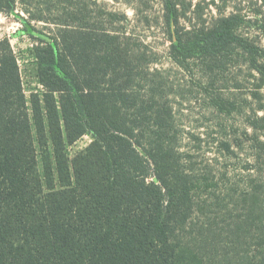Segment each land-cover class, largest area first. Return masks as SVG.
Returning <instances> with one entry per match:
<instances>
[{
	"label": "trees",
	"instance_id": "trees-1",
	"mask_svg": "<svg viewBox=\"0 0 264 264\" xmlns=\"http://www.w3.org/2000/svg\"><path fill=\"white\" fill-rule=\"evenodd\" d=\"M15 3L0 0V12ZM257 3L252 17L236 2L186 30L187 5L166 0L164 20L175 29L179 66L199 54L213 74L237 60L264 112V0ZM65 23L34 47L42 90L30 97L9 38H0V264H215L204 256L213 233L195 224L197 186L173 111L157 88L143 89L129 38ZM259 123L264 129L256 114L253 128ZM88 134L93 142L71 160L68 146Z\"/></svg>",
	"mask_w": 264,
	"mask_h": 264
},
{
	"label": "rangeland",
	"instance_id": "rangeland-1",
	"mask_svg": "<svg viewBox=\"0 0 264 264\" xmlns=\"http://www.w3.org/2000/svg\"><path fill=\"white\" fill-rule=\"evenodd\" d=\"M177 1L187 5L181 20L186 30L201 28L203 20L217 18L220 11L229 14L236 2L243 3V13L250 17L259 9V0H227L224 9L221 0ZM165 2L16 0L11 11L0 12V38H9L30 97L42 90L34 56L41 35L55 36L68 21L79 29H107L128 37L141 59L143 89L157 88L156 97L173 111L177 146L197 186L195 224L210 229L215 240L204 256L215 264H261L264 129L261 123L254 129L252 123L264 112L251 94V71L231 59L210 74L199 54L179 66L172 57L176 35L165 24ZM258 41L264 45V39ZM261 94L264 99V89ZM92 142L88 134L69 145L70 159Z\"/></svg>",
	"mask_w": 264,
	"mask_h": 264
}]
</instances>
